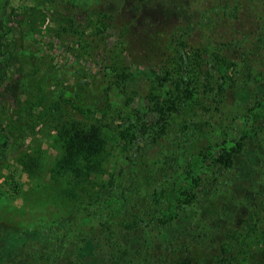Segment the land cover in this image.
<instances>
[{
    "label": "trees",
    "instance_id": "16d2710c",
    "mask_svg": "<svg viewBox=\"0 0 264 264\" xmlns=\"http://www.w3.org/2000/svg\"><path fill=\"white\" fill-rule=\"evenodd\" d=\"M48 1L88 57L112 62L106 90L128 103L139 92L154 117L99 95L86 105L39 93L37 71L14 55L23 36L2 46L0 82L11 65L20 79L0 107V169L49 127L73 201L6 232L0 252L17 264H264V0ZM106 137L117 156L92 183L105 175Z\"/></svg>",
    "mask_w": 264,
    "mask_h": 264
},
{
    "label": "rangeland",
    "instance_id": "374dc122",
    "mask_svg": "<svg viewBox=\"0 0 264 264\" xmlns=\"http://www.w3.org/2000/svg\"><path fill=\"white\" fill-rule=\"evenodd\" d=\"M4 1L0 0V16ZM160 1L170 9L171 3L176 2ZM30 7H33V10ZM51 7L57 5L51 6L46 0H10L0 18V37L3 35L0 48L6 44L14 47V44L19 43L15 37L23 36L22 45L16 44L14 55L20 60H27L26 72L37 71L36 90L39 93H46L48 89L55 93L63 92L62 101L70 99L79 104L85 101L86 105L92 104V97L99 95L96 100L104 102L109 98L115 103H122L125 112L129 114H147L149 118L154 117L148 112L147 99L141 98L143 95L139 92L137 93L140 97H129L128 103V100L123 98L122 101L112 90H106V79L113 69L112 62L88 57V49L84 44L70 39L72 29L56 20ZM31 12L34 17L27 23L26 19ZM43 15H46L44 19L41 17ZM76 17L81 20L80 16ZM140 22L138 25L144 24L146 20L141 19ZM124 69L126 70L127 66L122 64L121 70ZM17 79H20L19 73L11 65L0 82V107L4 102L12 101L10 86ZM78 83L87 86L78 89ZM85 91L88 92L90 100L84 98ZM235 138L237 134L224 146L225 150L233 146ZM106 139L110 150L111 140L108 137ZM116 154L117 148L109 151L108 161L104 163L105 175L93 177L92 183L105 179ZM59 155L54 130L42 125L36 127L35 134L29 135L22 145L10 151L9 161L0 169V237L11 230L47 224L70 209L73 200L69 190L72 185L68 179L54 174ZM17 255L18 253L14 254L2 245L0 264H17Z\"/></svg>",
    "mask_w": 264,
    "mask_h": 264
}]
</instances>
